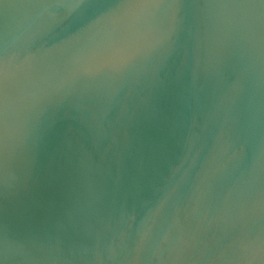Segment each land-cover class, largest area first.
Masks as SVG:
<instances>
[{
	"label": "water",
	"instance_id": "water-1",
	"mask_svg": "<svg viewBox=\"0 0 264 264\" xmlns=\"http://www.w3.org/2000/svg\"><path fill=\"white\" fill-rule=\"evenodd\" d=\"M0 264H264V0H0Z\"/></svg>",
	"mask_w": 264,
	"mask_h": 264
}]
</instances>
